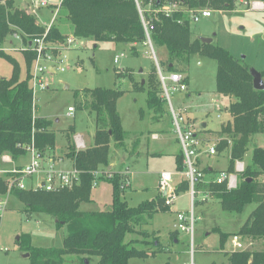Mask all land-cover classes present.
I'll use <instances>...</instances> for the list:
<instances>
[{"label": "trees", "instance_id": "trees-1", "mask_svg": "<svg viewBox=\"0 0 264 264\" xmlns=\"http://www.w3.org/2000/svg\"><path fill=\"white\" fill-rule=\"evenodd\" d=\"M19 1L0 2V58L11 65L9 78L0 79V159L7 154L11 160L25 157L27 153L23 146L32 141L43 157H46L45 153L53 154L55 146L51 121L35 116L36 105L30 88L35 53L29 48V42L41 37L46 28L37 21V15L31 9L32 3L38 1L28 0L23 7H20ZM242 2L245 5L259 2L264 11V0ZM173 4L176 10L166 15L163 8ZM201 9L230 11L233 0H61L57 9V16H61L55 18L65 22L71 34L79 40L94 44L111 42L128 45L129 54L134 57L139 55V47L147 45L149 41L154 55L157 48L166 53V60H157L161 73L166 76L180 75L186 87L188 77L185 73L191 56L199 55L216 63L215 93L232 101L223 108L226 118H223L224 122L217 131L205 129L202 123L195 135L203 144L212 142L217 152L215 157L222 155L227 158L224 172L235 174L237 184L234 189H228L226 184H217L214 180L220 172L216 174L211 166L201 165L200 159L197 166L204 179L196 189L202 193V200L217 201L220 209L228 214L240 215L247 206H255L237 231L214 230L218 235L219 247H225L233 236H239L244 244L252 247L255 243L264 244V148L253 145L248 162L244 163L243 160L254 137L264 134V89H253L250 68L242 60L233 58L213 40L206 44L193 36L190 29L192 16L199 15L201 11L198 14L193 12ZM13 34L21 36V46L26 48L21 54L25 63L23 79L20 78L16 57L3 51L4 44L10 45ZM65 39L53 24L45 37L46 42L55 45H61ZM260 74L264 82V71ZM160 85L157 70L152 66L145 83H135L134 87L135 90L147 87L146 107L151 112L150 119L166 125L171 122V116ZM185 93H188L187 90L184 92L186 98ZM121 94L102 88L74 92V112L87 110L93 113L95 126L92 144L82 149H76L73 144L74 126H70L65 133L66 146L62 159L79 171L78 184L59 192L15 187L8 190L6 178L9 174L0 177V199L9 194L23 205L27 214H43L54 221L56 230L65 228L61 248L36 247L28 234L21 235L18 247L21 253L28 254V264H64L67 256L87 262L97 258L96 264H129L132 259L154 257L162 251L156 234L148 233L143 228L150 224L155 214L173 213L171 205H165V197L157 189L158 194L154 199L130 207L122 189L125 187V177L110 170L105 172L111 163L112 147L126 151V142L133 135L122 128L117 112L116 101ZM211 135H214L213 138ZM139 145L140 137L132 143L130 156H138ZM182 157L181 150L174 156L178 173L183 170ZM235 161L244 163L241 173H234ZM209 175L213 177L205 179ZM99 180L111 187L109 209L80 210L81 204L91 203L93 184ZM185 192L188 193V183L181 180L175 187V197ZM178 214L174 224L177 223ZM177 231L174 229L170 232V239H176ZM134 234L140 236L141 240L126 241V236ZM137 244L143 248H136ZM225 256L228 264H264V250L229 251Z\"/></svg>", "mask_w": 264, "mask_h": 264}, {"label": "rangeland", "instance_id": "rangeland-1", "mask_svg": "<svg viewBox=\"0 0 264 264\" xmlns=\"http://www.w3.org/2000/svg\"><path fill=\"white\" fill-rule=\"evenodd\" d=\"M27 1H19L20 7H23ZM48 2L50 6L48 11H54L55 17L60 18L61 15L57 16L59 0H48ZM252 3L244 5L233 0L232 10L211 12L209 18H200L197 23L191 22L190 29L194 37L211 38L215 45L227 50L233 58L242 60L250 69L261 73L264 71V11L263 9L254 10ZM203 10L211 11L201 9L193 13L198 14ZM41 17L38 11L37 21L41 23L42 20L47 25L53 19L49 13L45 14V19ZM57 19L55 18L53 26L57 27L64 37L72 35L66 23ZM13 43L9 46L4 44L3 51L16 57L20 67V78L23 79L25 63L21 54L25 51V47L21 46L20 42ZM78 43L80 46L72 48L67 54L65 71L51 75L45 73L44 78L48 83V89L37 92L35 96V116L51 121L50 129L55 134L54 152L53 154L45 153V156L51 158L53 155L54 158H51L53 160L64 158L65 133L70 126L75 127L73 137L80 136L82 139V143L78 142L82 147L86 148L93 142L94 114L87 110H76L73 116H67V108L75 106L76 103L75 91L95 88L116 90L122 93L116 101L122 128L134 136L127 140L126 151L112 147L111 163L105 172L110 170L125 177V187L122 189L130 207L156 197L159 176L162 172L172 174L168 191L174 190L179 181L184 179V175L175 169L173 155L180 152V147L173 131L172 119L166 125L162 123V127L159 122L150 119L151 112L146 107L147 87L143 86L142 90H135L134 87L135 83L141 84L142 81L145 83L152 66L157 70V60H166L165 51L160 48L155 49L156 56L151 46L147 44L140 46L139 55L134 57L129 54L128 45L111 42L94 44L82 39ZM61 45L65 46V42ZM116 56L119 57L118 62L114 63ZM162 70L166 73L164 68ZM215 72L216 63L213 60L193 55L190 57L185 73L188 77L186 98L182 92L171 94L173 108L177 112L185 109V112L179 113L183 118V125L190 126L195 131L201 127L202 123L206 124L205 129L217 131L224 119L219 121L215 118V101L222 110L232 101L231 98L215 93ZM10 74L11 65L0 58V79L9 78ZM160 88L162 89L161 85ZM222 112V117L226 118L224 111ZM161 131L167 135L164 141L151 140L152 133L155 132L159 136ZM213 136L211 135V138ZM138 137H140L138 156H130L131 145ZM173 138L175 141L172 140ZM205 138L208 139L209 136L206 135ZM74 142L73 139V144ZM253 145L264 148V134L254 137L253 144L248 146L244 163L248 162ZM208 146H213L211 141L204 144L203 150ZM3 156L11 157L7 154ZM24 158L27 159L25 156L11 162L1 158L0 177L6 176L13 166L22 165L21 159ZM24 161L23 164L28 162V160ZM66 165H70L67 160ZM201 165L211 166L216 172L225 171L227 158L222 155L202 156ZM97 176L99 174L96 175V179ZM32 182L36 181L25 180L27 186ZM99 185H101L100 189H96ZM97 187L91 190L92 202L81 204L80 210L109 209L111 187L100 180L97 182ZM102 189L103 192L97 194ZM201 195L202 193L199 192L194 199L195 222L192 236L177 231L176 239H170V232L174 231L176 214H190V197L185 192L174 198L171 205L173 213H157L150 224L143 228L148 233L156 234L162 251L154 257L132 259L129 264H228L225 253L230 251L231 238L228 239L225 247H219L218 235L214 230L219 228L223 232L237 231L255 206L249 205L242 214L232 215L223 212L217 201L202 200ZM1 201L5 202L6 209L0 214V264H28V258L24 257L26 253H21L18 247L19 237L23 234H28L32 245L36 247H62L65 228L56 230L54 221L43 214H27L23 205L9 194L5 195ZM132 239L141 240V237L136 234L126 236V241ZM244 246L246 250H264L262 243H255L252 247L250 244H244ZM135 247L143 248L139 244ZM97 261V258L87 262L79 261L75 256H67L64 264H96Z\"/></svg>", "mask_w": 264, "mask_h": 264}, {"label": "built area", "instance_id": "built-area-1", "mask_svg": "<svg viewBox=\"0 0 264 264\" xmlns=\"http://www.w3.org/2000/svg\"><path fill=\"white\" fill-rule=\"evenodd\" d=\"M239 3H244L242 0H235ZM61 0L57 3L59 6ZM48 0H38L37 3H32V11L37 15V11L42 8H48ZM245 5V3H244ZM252 8L254 10H262L263 5L259 2H253ZM176 10V6L170 5L163 8V12L166 15L171 14ZM53 17L52 21L45 26L46 31L41 37L32 39L29 42V48L35 53V58L32 62L31 76H30V88L35 96L37 92L46 91L48 89V83L44 78V74H55L56 72H64L67 64V54L72 48L79 47L78 43L80 40L75 38L73 35H69L65 39V46L55 45L45 41L47 31L53 24L55 19L54 11L51 12ZM211 12L203 10L199 15L192 16L193 22H198L200 18H209ZM13 42L22 43V38L18 34H13L10 39V45ZM150 45L149 41L147 42ZM151 46V45H150ZM26 49V48H25ZM24 49V50H25ZM152 49V48H151ZM118 56L114 58V63L118 62ZM155 58V57H154ZM156 61V60H155ZM157 66V63H156ZM158 79L162 87V96L165 99L168 112L172 119V124L174 128V133L178 141L181 153H182V174L184 175V181L188 183V194L190 197V214L186 215L180 213L177 215V223L174 224V229L181 232H185L192 236L193 224L195 220V215L193 212L194 199L199 194L197 191V185L202 183L204 175L201 169L197 166L198 160L202 156L205 157H215L217 152L214 146H208L203 150L204 144L196 137V131L190 126L183 125V118L179 115L181 112H185V109L181 111H176L171 103V94L173 92L184 93L187 87L182 83V77L177 74L163 75L159 68L157 67ZM215 118L219 121L223 119L222 108L215 101ZM73 107L67 108V116H73ZM154 137L153 139H155ZM74 144L76 149H82L81 144L82 139L80 136L74 137ZM26 150V156H28V162L24 165L13 166L8 172L9 177L7 180L8 190L11 187L18 189H32V190H42L45 192H59L64 189H70L74 185L79 183L80 173L78 170L69 166L64 168L62 165L64 160L62 158H56L55 160L49 157L41 156L35 149L33 141L27 145L23 146ZM5 161L11 162V159L7 156H2ZM1 160V159H0ZM244 169V163L241 161H235L234 163V173H241ZM35 180V183H31L29 186L26 185L25 180ZM172 181V174L169 172H162L159 176L158 181V191L165 197V205L170 206L173 204L175 198L174 190L168 191V185ZM217 184H226L228 189H234L237 184V179L235 174L226 173L221 171L214 180ZM97 183L93 184L95 187ZM124 187V186H123ZM5 202L0 199V214L5 210ZM244 242L239 238V236H233L231 238L230 251H245Z\"/></svg>", "mask_w": 264, "mask_h": 264}, {"label": "crops", "instance_id": "crops-1", "mask_svg": "<svg viewBox=\"0 0 264 264\" xmlns=\"http://www.w3.org/2000/svg\"><path fill=\"white\" fill-rule=\"evenodd\" d=\"M38 1V0H37ZM39 11V13H41V18L42 19H45V14L46 13H49L50 15H51V12L52 11H48V8H42V9H39L38 10ZM38 11H37V14H38ZM48 11V12H47ZM60 23V22H59ZM41 24L45 27L47 24H45L42 20H41ZM67 25V24H66ZM68 26V25H67ZM69 27V26H68ZM70 28V27H69ZM70 31H71V29H70ZM70 33H72V31L70 32ZM69 34V33H68ZM25 77V76H24ZM21 79H22V77H21ZM159 124H161L160 126L162 127V123L161 122H159ZM205 124V123H204ZM206 125V124H205ZM162 130V129H161ZM162 132V133H161ZM160 133H161V135H159L158 136V134H156L155 132L154 133H152V135H151V140H153V141H159V140H163L164 141V138L167 136L166 134L164 135V133H163V131H161ZM154 137H156L155 139H153ZM172 140H174L175 141V139L173 138ZM169 141H170V139H169ZM173 156H175V154L173 155ZM27 157V159L26 158H24V159H21V160H23V161H21L22 162V165H24L23 164V162H25L24 160H28V156H26ZM21 165V164H20ZM15 166H19V164L18 165H15ZM64 168H68L70 165H66V162L64 161V163H63V165H62ZM213 168V167H212ZM216 172V171H215ZM219 172V171H218ZM216 174H217V172H216ZM215 176V175H214ZM208 177H213V175H209V176H205V179H207ZM95 187H97V185L95 186ZM99 187H101V185H99L96 189H100ZM101 192H103V189L99 192V193H97V194H100ZM91 202H92V199H91Z\"/></svg>", "mask_w": 264, "mask_h": 264}, {"label": "water", "instance_id": "water-1", "mask_svg": "<svg viewBox=\"0 0 264 264\" xmlns=\"http://www.w3.org/2000/svg\"><path fill=\"white\" fill-rule=\"evenodd\" d=\"M5 1H8V0H0V2H5ZM200 41L202 43H206V44H209L212 42V39L211 38H200ZM249 73L252 77V87L254 90H258V91H261L264 89V82H263V79L261 77V74L255 70H252V69H249ZM141 84H143V81L141 82ZM203 127H205L206 125L203 123L202 124ZM24 257H27L28 258V254H25Z\"/></svg>", "mask_w": 264, "mask_h": 264}]
</instances>
